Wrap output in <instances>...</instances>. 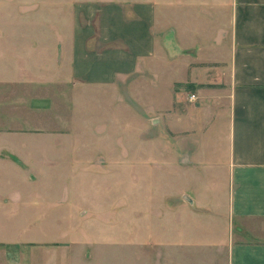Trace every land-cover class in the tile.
Here are the masks:
<instances>
[{
  "label": "crops",
  "instance_id": "1",
  "mask_svg": "<svg viewBox=\"0 0 264 264\" xmlns=\"http://www.w3.org/2000/svg\"><path fill=\"white\" fill-rule=\"evenodd\" d=\"M173 3L170 0V6ZM201 4L216 14V31L207 37L194 33L196 41L174 55L183 76L171 81L172 91L153 97L158 103L153 108L168 113L163 135L170 185L187 181L174 190L177 203L187 204L180 197L186 199L185 210L191 207V214L208 218L213 228L178 232L171 224L167 244L122 246L119 264H264V0ZM157 15L154 0L75 3L69 55L55 56L54 69L38 70L36 64H27L30 56L20 58L15 67L13 59L18 57H8L11 83L34 81L32 74L37 73V85L57 87L46 96L30 98L28 109L36 114L23 117L35 124L0 129V210L13 213L8 205L19 206L30 194L31 182L23 180L26 156L32 153L27 141L70 137L60 127L43 126L54 122L48 111L68 109L72 124L81 88H115L120 99L129 101L128 79L157 77L161 60ZM22 88L31 92L29 86ZM190 94L194 100H189ZM163 103L168 107L163 109ZM5 192L13 198H5ZM177 203L170 206L171 216H180ZM36 249L22 243L0 244V264H108L89 262V255L83 258L81 249L69 246H53L44 256Z\"/></svg>",
  "mask_w": 264,
  "mask_h": 264
},
{
  "label": "rangeland",
  "instance_id": "2",
  "mask_svg": "<svg viewBox=\"0 0 264 264\" xmlns=\"http://www.w3.org/2000/svg\"><path fill=\"white\" fill-rule=\"evenodd\" d=\"M95 1L137 0H0V129L35 124L23 117L33 111L28 109L30 98L46 96L57 87L37 85V73L32 74L34 81L24 78L22 83H11L8 57H18L13 59L15 67L20 58L30 56L27 64H36L38 70L54 69L55 56L69 55L73 5ZM154 1L158 13L155 29L159 31L156 43L161 53L157 77L128 79L129 101L120 99L115 88H81L72 124L68 109L47 112L54 122L43 126L60 127L70 137L27 141L32 153L26 156L23 180L31 182L30 189L26 188L30 194L23 204L8 205L15 209L13 213L0 210V244L37 247L36 254L43 256L53 246H69L81 249L83 258L89 255V262L119 264L122 246L167 244L172 225L178 232L213 228L208 218L204 220L198 212L191 214V207L185 210L186 199L180 197L187 204L177 203L174 190L187 181L170 185L168 142L163 135L168 113L153 108L158 105L153 97L173 90L171 81L183 76L174 55L184 53L189 48L185 45L196 41L194 33L203 37L214 34L216 14L201 0L193 4L175 0L171 6L170 0ZM25 85L30 93L22 88ZM167 107L163 103V109ZM4 197L12 199L13 195L5 192ZM176 203L180 216H171Z\"/></svg>",
  "mask_w": 264,
  "mask_h": 264
},
{
  "label": "built area",
  "instance_id": "3",
  "mask_svg": "<svg viewBox=\"0 0 264 264\" xmlns=\"http://www.w3.org/2000/svg\"><path fill=\"white\" fill-rule=\"evenodd\" d=\"M188 98H189V100H194L195 99V95L194 94H190Z\"/></svg>",
  "mask_w": 264,
  "mask_h": 264
}]
</instances>
